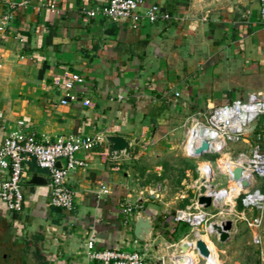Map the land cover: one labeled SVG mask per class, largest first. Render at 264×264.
<instances>
[{"label": "crops", "instance_id": "crops-1", "mask_svg": "<svg viewBox=\"0 0 264 264\" xmlns=\"http://www.w3.org/2000/svg\"><path fill=\"white\" fill-rule=\"evenodd\" d=\"M5 1L27 5L1 7L11 18L0 31V146L21 119L23 131L50 140L63 134L122 135L131 156L114 159L107 143L96 146L87 166L67 177L75 191L70 210L49 203L48 172L28 160L22 211L8 210L0 199V264H98L86 254L92 234L99 248L135 250L150 243L147 264L173 258V247L204 227L175 220L161 200L134 185L125 163L209 106L264 91L259 0H147L171 18L137 28L125 19L79 14L83 6L108 0ZM72 72L80 75L76 90L90 100L88 106L81 100L60 103ZM33 173L44 183L32 182ZM102 185L108 191L97 194ZM140 213L149 214L154 224L145 241L133 234ZM259 264H264L263 233Z\"/></svg>", "mask_w": 264, "mask_h": 264}, {"label": "built area", "instance_id": "built-area-1", "mask_svg": "<svg viewBox=\"0 0 264 264\" xmlns=\"http://www.w3.org/2000/svg\"><path fill=\"white\" fill-rule=\"evenodd\" d=\"M146 2L147 0H108L106 4L99 7L88 8L83 6L80 8L79 14L84 18L100 17L111 21L125 19L130 22L133 28H137L144 21L154 23L171 18L170 13L166 9L158 4ZM4 3H7L11 10L16 9L20 5H27V1L16 3L0 0V31L6 28L11 18L10 11L5 12L1 9ZM144 5L145 8L140 10ZM42 6L43 4L36 6V8ZM52 8L54 7L52 6ZM259 17L264 24V0H259ZM80 81V75L74 72L66 78L63 84L64 96L60 99L61 104L79 100L84 106L90 104V100L83 98L80 92L76 90V86L79 85ZM3 118L4 113L0 111V119ZM261 118H264V91L250 92L244 97L232 98L227 102L211 105L206 112H198L190 116L191 125L186 130L187 139L184 144L187 155L190 156L191 151L197 146L198 138L196 136H198L197 134L200 131L209 142V146L214 147L218 153L222 152L228 143L238 141H247L250 150L241 152L234 159H230L231 163L224 170L218 164L215 166L218 173L225 177L224 184L226 185L219 181L215 182L217 177L215 168L210 161H203L209 166L212 177L210 180H204L201 179L199 173L198 179L195 181L198 191L193 203L195 211L178 210L174 215V219L186 222L191 227L202 226L204 227V232L199 233L193 230L191 238L177 243L180 250L179 257L184 252L180 249V245L188 242L196 257L208 260L196 250L195 239L201 238L204 240V237L211 233V223L220 224L226 220L208 222L210 214L202 204L197 202V198L200 195V186L202 185L205 188L212 189V193L223 191L228 194L235 189L241 195L240 203L244 208H257L259 210L258 214L249 222V226L253 228V243L261 246L264 218V146H262L261 142L252 144L248 139H245V135L249 134H254L258 140L263 139L264 119ZM23 124V120H18L17 126L19 129L9 132L3 138L0 146V171L3 173V177L0 179V199L6 204L8 210L14 212L22 211L24 169L26 162L32 159L37 167L48 172L49 203L65 210L72 209L75 191L67 186V177L71 172L87 166L88 158L94 148L106 145V135L102 132L90 135L63 134L50 140L45 137L39 138L33 132L23 131L21 129ZM189 144L191 147H187ZM239 159H242L240 164L238 163ZM232 165L239 166L242 169L240 178L237 180L232 178ZM242 179L248 182V186L245 188L242 187ZM258 181L260 184H258ZM107 191V188L102 185L97 194L106 193ZM204 194L209 195L206 194V191ZM209 196L211 197L210 206H214L219 210L217 214L221 213L219 208L229 202V197H226L224 201H219L216 200V195ZM231 203L235 204V201L232 200ZM133 214L132 207L128 206L126 209L127 218H131ZM151 246L150 243L144 242L141 249L135 250H121L114 247L99 248L93 234L85 242L87 256L98 264H147L150 258ZM196 262L202 264L198 260ZM172 263L174 264V261Z\"/></svg>", "mask_w": 264, "mask_h": 264}, {"label": "rangeland", "instance_id": "rangeland-1", "mask_svg": "<svg viewBox=\"0 0 264 264\" xmlns=\"http://www.w3.org/2000/svg\"><path fill=\"white\" fill-rule=\"evenodd\" d=\"M190 125L191 121L187 119L178 128H175V132L172 134L163 130L165 132L161 135L162 142L159 145L156 144L149 151L141 153L136 161L130 159L125 163L127 168L131 167L132 169L130 178L134 185L147 189L152 196H156V199L161 200L164 206L175 213L178 210L195 211L193 203L198 193L195 181L199 176L198 168L206 164H203V161H210L214 168L218 164L224 170L227 163L231 161L230 159H234L241 152L250 150L247 141H238L228 143L220 153H204L200 157H191L186 154L184 149L187 139L186 130ZM245 139H248L252 144L261 142L264 146V137L258 140L254 134H249L245 135ZM215 172L217 173L215 182L219 181L224 184L225 177L218 173L216 168ZM258 184H260L259 181ZM231 193L229 202L219 208L221 213L217 214L219 210L214 206L205 209L210 214L208 222L231 219L232 228L229 238L225 242H220L216 233H209L206 236L212 245L210 246L216 252L217 260L208 261L196 257V260L202 264H259L261 246L253 243V228L249 226V222L258 214L259 210L244 208L240 203V193L233 190ZM206 194L216 195L217 199L225 196L223 191L212 193V189H208ZM232 200L235 201V204L231 203ZM262 227L264 228V220ZM186 230H188L187 227ZM262 233L264 235L263 229ZM173 248H175V252L171 255L174 257L171 259L167 256L162 258L159 254L161 258L157 264H173L172 261L176 264L177 256V259H180V250L177 245Z\"/></svg>", "mask_w": 264, "mask_h": 264}, {"label": "water", "instance_id": "water-1", "mask_svg": "<svg viewBox=\"0 0 264 264\" xmlns=\"http://www.w3.org/2000/svg\"><path fill=\"white\" fill-rule=\"evenodd\" d=\"M107 141V149L108 154L111 158H119L121 156H131V146L129 140L119 134H108L106 135ZM215 153L216 149L214 147H210L205 143H202L200 146L195 147L193 152H191V157H200L204 153ZM59 164V163H58ZM232 178L237 180L240 178L242 169L239 166L232 165ZM43 179L38 176L37 173L32 174V182L42 181ZM44 183V181H42ZM242 187L245 188L248 186V182L244 179L241 180ZM206 188L205 186H200V195L197 198V202L202 204L203 207L207 208L211 204V197L209 195H205ZM232 228V220L226 219L222 223L217 224L216 222L211 223V233H216L217 238L220 242H225L229 238L230 230ZM154 229L153 220L150 215L147 213H140L136 217L133 234L135 238L139 241H145L146 238L152 233ZM186 246L181 244L180 249L185 251ZM195 248L198 253L204 257H209L210 250L206 244V242L201 238L195 239Z\"/></svg>", "mask_w": 264, "mask_h": 264}, {"label": "bare ground", "instance_id": "bare-ground-1", "mask_svg": "<svg viewBox=\"0 0 264 264\" xmlns=\"http://www.w3.org/2000/svg\"><path fill=\"white\" fill-rule=\"evenodd\" d=\"M198 136H196V138H198L197 139V142H198V144H197V146L196 147H198V146H200L202 143H205V144H207L208 146L210 145L209 144V142L206 140V138H204V135H202V132L200 131L198 134H197ZM191 147V145L189 144V145H187V147ZM189 150H191V149H189ZM194 150V149H193ZM191 152H193V151H191ZM242 162V159H239L238 160V163L240 164ZM231 163V161H229L228 163H227V165H229ZM226 165V166H227ZM198 171H199V173H200V175H201V179H204V180H210L211 179V174H210V168H209V166L207 165V164H205V165H202V166H200L199 168H198ZM232 186H234V185H232ZM209 188H207L206 187V191L208 190ZM232 189H233V187H232ZM233 191H235V189H233ZM224 193V192H223ZM225 194V193H224ZM230 195H232V193L231 192H229L228 194H225V196H223V197H221L220 199H217L216 198V200H219V201H224L225 199H226V197H229ZM204 240L207 242V245H208V247H209V249H210V256L209 257H207V259L209 260V261H215V256H214V249L211 247L212 245H211V243L208 241V239H207V237L205 236L204 237ZM183 245H185L186 247V250L182 253V255L180 256V259L178 260V264H198L197 262H196V257H194L193 256V254H195V252L191 249V247H190V244L188 243V242H184L183 243ZM211 245V246H210Z\"/></svg>", "mask_w": 264, "mask_h": 264}]
</instances>
